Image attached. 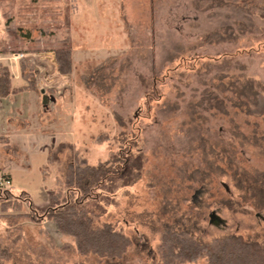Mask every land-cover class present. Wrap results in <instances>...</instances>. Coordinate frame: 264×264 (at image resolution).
I'll use <instances>...</instances> for the list:
<instances>
[{
  "label": "rangeland",
  "instance_id": "374dc122",
  "mask_svg": "<svg viewBox=\"0 0 264 264\" xmlns=\"http://www.w3.org/2000/svg\"><path fill=\"white\" fill-rule=\"evenodd\" d=\"M260 8L264 0H0V56L8 57L0 61L12 68L22 57L48 96L43 104L37 95L39 117L20 120L0 140L12 192H27L45 210L55 175L76 150L96 164L126 138L144 157L140 178L117 191L98 219L133 239L123 258L67 251L52 220L15 219L0 206V250L11 251H2L1 262L161 264L167 225L205 241L235 233L264 242V115L231 100L236 79L264 87ZM66 49L70 74L59 70L56 55ZM101 135L110 138L99 143Z\"/></svg>",
  "mask_w": 264,
  "mask_h": 264
},
{
  "label": "trees",
  "instance_id": "16d2710c",
  "mask_svg": "<svg viewBox=\"0 0 264 264\" xmlns=\"http://www.w3.org/2000/svg\"><path fill=\"white\" fill-rule=\"evenodd\" d=\"M222 1L241 3L244 0ZM257 11L264 17V8ZM56 55L59 70L65 74L72 73V51L60 50ZM20 60L22 76L28 82L27 88L38 90L33 80L35 69L33 67L29 69L28 63L22 60V57ZM11 78L9 67L0 65L1 97L18 92L12 88ZM233 84H235L231 89L233 105L250 115H264V87L253 79L244 81L236 79ZM109 138V135H101L96 141L101 143ZM126 142L127 139L122 138V147L110 151L106 159H100L96 164L75 151L73 143L68 144L75 151L74 157L70 159L64 172L55 175V186L49 194L48 207L40 210L35 207L27 192L17 196L11 189H6L0 190L2 213L15 219H29L33 222L52 220L58 232L66 239L62 246L67 251L84 256L92 254L109 260L123 258L133 245V239L112 223L99 224L98 219L106 213V204L114 202L113 196L117 191L133 185L141 176L143 154L133 153L131 146ZM64 143L66 142H62L57 151L49 153L47 164L43 168L44 176L48 173V167L55 163L58 153L66 147ZM25 203L26 210H23ZM223 203L229 208L235 206L232 200H224ZM40 230L41 233L48 235L44 227ZM49 241L53 243L50 237ZM4 249L1 247L0 250V264H4L1 262ZM6 250L5 253H11L9 249ZM36 250L40 256L46 255L44 248ZM157 252L161 264H185L200 259H205L206 264H264L262 241L247 239L235 233L205 241L196 237L189 228H177L172 225H167L162 230ZM28 264L35 263L30 260ZM46 264L64 263L52 258Z\"/></svg>",
  "mask_w": 264,
  "mask_h": 264
},
{
  "label": "crops",
  "instance_id": "0c3cea01",
  "mask_svg": "<svg viewBox=\"0 0 264 264\" xmlns=\"http://www.w3.org/2000/svg\"><path fill=\"white\" fill-rule=\"evenodd\" d=\"M21 56L19 55L15 58H20ZM6 58L8 57H4L2 55L0 56V60ZM12 64L13 66L11 68L5 61H0V65L9 67L12 76L11 86L13 89L18 90V92L11 93L5 97L0 96V140L3 139L2 136L4 134L5 136H10L11 133H15L14 131L16 130L13 131L10 128L13 125L18 126L19 122H21L20 120H22L24 123H28L31 120L33 121V117H39L41 108L37 101L38 94L43 95V104H46L45 99L48 97L47 90L44 87H39L36 85L38 90L27 88L28 82L22 76V68L20 64L15 65L13 62ZM3 168L0 166V169ZM6 172L11 176L10 170Z\"/></svg>",
  "mask_w": 264,
  "mask_h": 264
},
{
  "label": "built area",
  "instance_id": "2783aa9c",
  "mask_svg": "<svg viewBox=\"0 0 264 264\" xmlns=\"http://www.w3.org/2000/svg\"><path fill=\"white\" fill-rule=\"evenodd\" d=\"M12 178L6 171H0V190L12 188Z\"/></svg>",
  "mask_w": 264,
  "mask_h": 264
}]
</instances>
